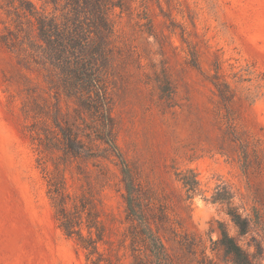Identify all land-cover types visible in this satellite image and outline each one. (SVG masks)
Wrapping results in <instances>:
<instances>
[{"label": "rangeland", "instance_id": "obj_1", "mask_svg": "<svg viewBox=\"0 0 264 264\" xmlns=\"http://www.w3.org/2000/svg\"><path fill=\"white\" fill-rule=\"evenodd\" d=\"M115 1L97 62L102 98L40 35L36 17L63 23L65 0H0V264H92L59 226L56 186L85 235L90 211L101 223L103 264H151L131 245L111 131L143 192L166 210L174 264H208L205 255L233 264L217 242L220 222L264 264V0ZM214 82L228 84L230 102ZM188 169L201 183L191 198L177 177ZM218 185L252 219L248 233L208 200Z\"/></svg>", "mask_w": 264, "mask_h": 264}, {"label": "trees", "instance_id": "obj_2", "mask_svg": "<svg viewBox=\"0 0 264 264\" xmlns=\"http://www.w3.org/2000/svg\"><path fill=\"white\" fill-rule=\"evenodd\" d=\"M65 1L67 7L70 8V15L65 17L63 23L36 17L40 35L50 46L52 56L61 67L64 64L71 65L67 68L68 75H72L75 81L81 82L87 90L96 87L97 95L104 98L101 87L102 76L97 62L105 58L109 50L107 45L113 34V26L109 20L108 12L111 8L122 7V4L115 0ZM31 15L34 14L31 13ZM193 64L197 65L195 60ZM214 85L224 104L232 100L234 93L226 82H214ZM103 117L105 122L111 121L106 112H103ZM106 126L110 130L109 124ZM106 142L116 152L121 163L126 191L127 218L131 221L129 234L132 248L136 249L137 244H142L149 252L151 264H174L161 233V227L168 221L165 208L162 205L158 206L150 195L147 196L143 192L142 185L135 176V171L119 151L112 131L107 136ZM177 177L182 181L189 198L199 192L201 183L194 170L178 171ZM51 197L60 228L67 236H77L78 244L87 250V257L92 264H103L99 249V243L104 240L101 223L94 220V214H91L90 211L86 224L88 235H85L79 221V212L72 213L67 208L65 191L56 186ZM208 200L225 205L226 213L240 233L249 232L252 219L245 216L234 205L233 195L228 188L218 185L215 193ZM219 224L220 238L217 242L231 256L232 263L254 264L251 254L230 234L226 224L224 222ZM94 231L95 234H93ZM203 253L206 252L203 251ZM95 255L97 258L93 259ZM208 258V255H205L204 260L211 264L212 260ZM107 264H116V262L107 260Z\"/></svg>", "mask_w": 264, "mask_h": 264}]
</instances>
